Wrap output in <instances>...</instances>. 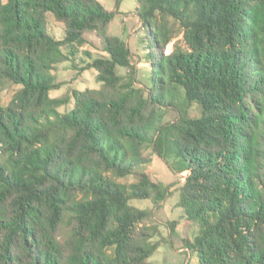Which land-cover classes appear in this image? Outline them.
Returning <instances> with one entry per match:
<instances>
[{
	"label": "trees",
	"instance_id": "obj_1",
	"mask_svg": "<svg viewBox=\"0 0 264 264\" xmlns=\"http://www.w3.org/2000/svg\"><path fill=\"white\" fill-rule=\"evenodd\" d=\"M137 4L155 41L149 90L97 0H0V88L19 87L0 103V264H154L161 225L131 202L159 207L172 185L138 170L148 150L187 174L198 264H264V0ZM97 43L108 56L85 52L81 70L101 87L53 97L57 66Z\"/></svg>",
	"mask_w": 264,
	"mask_h": 264
},
{
	"label": "rangeland",
	"instance_id": "obj_2",
	"mask_svg": "<svg viewBox=\"0 0 264 264\" xmlns=\"http://www.w3.org/2000/svg\"><path fill=\"white\" fill-rule=\"evenodd\" d=\"M97 1L106 10L115 13L109 27V33L121 38L128 44L137 68L139 86L145 90L151 89L153 84L150 80L151 67L148 63V56L150 51L155 49V41L149 29H141V21L137 16V0H121L120 3L117 0ZM48 20L49 33L58 40L63 39L65 37L64 25L56 21L52 15H49ZM98 45L97 43V47L86 46L83 53L78 55L76 61L65 62L57 66L54 74L57 81L63 83V85L59 90L51 93L53 97H62L71 93L72 90H97L101 87V84L97 81L98 73L95 70H81V67L91 61L85 52H90L93 58L108 56L101 48H98ZM119 72L120 74L126 73L121 68ZM18 88L10 86V84L5 85L4 89L0 88V103L8 104ZM72 107L73 103L61 108L60 111L66 113ZM176 117L177 112L175 110H168L164 122H172ZM146 154L150 156L152 162L139 167L138 170L147 173L156 182L172 185L170 196L159 207L154 206L150 201L133 200L131 202L133 206L140 209L153 210L156 222L161 225V236L156 237L153 241L159 242L161 239L163 241L151 257L150 262L154 264H198L197 255L189 252L185 247V241H194L200 228L197 224L191 223L185 218L184 211L179 206L178 190L187 174H176L169 164L153 154L151 150H148ZM121 181L123 183H133L135 177L131 176ZM170 226H172L173 232H171Z\"/></svg>",
	"mask_w": 264,
	"mask_h": 264
}]
</instances>
